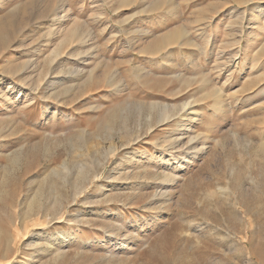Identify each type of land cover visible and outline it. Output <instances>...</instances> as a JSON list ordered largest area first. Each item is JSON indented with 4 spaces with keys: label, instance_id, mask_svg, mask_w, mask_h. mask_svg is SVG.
Segmentation results:
<instances>
[{
    "label": "rangeland",
    "instance_id": "1",
    "mask_svg": "<svg viewBox=\"0 0 264 264\" xmlns=\"http://www.w3.org/2000/svg\"><path fill=\"white\" fill-rule=\"evenodd\" d=\"M0 23V264H264V0Z\"/></svg>",
    "mask_w": 264,
    "mask_h": 264
},
{
    "label": "bare ground",
    "instance_id": "2",
    "mask_svg": "<svg viewBox=\"0 0 264 264\" xmlns=\"http://www.w3.org/2000/svg\"><path fill=\"white\" fill-rule=\"evenodd\" d=\"M124 3V2H123ZM12 16V15H11ZM13 17V16H12ZM12 17H10V20L12 19ZM9 23H12L11 21L9 22ZM74 33V32H73ZM72 34V33H71ZM71 34H70V36H71ZM178 36V35H177ZM10 37V33L8 32V29L5 27V26H3L2 25V23H0V45H3V46H6V44H7V41H8V38ZM72 37H75V35L74 36H72ZM172 37V36H171ZM175 38H173L172 39V41H179V39L176 37V35L174 36ZM163 39V38H162ZM178 39V40H177ZM171 41V42H172ZM165 41H163V43H164ZM166 42H167V40H166ZM161 43V42H160ZM166 44V43H165ZM157 45H159V44H157ZM162 45V44H161ZM169 44H167V46H168ZM163 46V45H162ZM165 48V47H164ZM176 50V49H175ZM263 52H264V49H263ZM191 61V60H190ZM221 108V107H220ZM217 112V111H216ZM190 120V119H189ZM184 126H185V124H184ZM176 131V130H175ZM184 131V130H183ZM182 131L180 130V133H181ZM170 180V179H169ZM172 181V180H171ZM254 261H260V257H259V255H258V253L257 252H254V253H252V257H251Z\"/></svg>",
    "mask_w": 264,
    "mask_h": 264
}]
</instances>
